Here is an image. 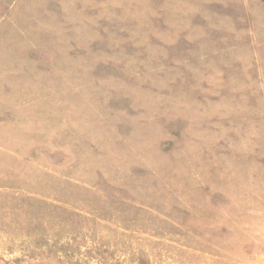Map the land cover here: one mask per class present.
Listing matches in <instances>:
<instances>
[{
  "label": "rangeland",
  "instance_id": "374dc122",
  "mask_svg": "<svg viewBox=\"0 0 264 264\" xmlns=\"http://www.w3.org/2000/svg\"><path fill=\"white\" fill-rule=\"evenodd\" d=\"M0 264H264V0H0Z\"/></svg>",
  "mask_w": 264,
  "mask_h": 264
}]
</instances>
